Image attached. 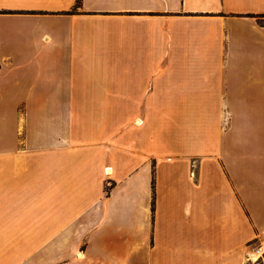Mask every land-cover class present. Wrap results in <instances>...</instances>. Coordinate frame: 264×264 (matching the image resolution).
I'll return each mask as SVG.
<instances>
[{"label": "crops", "instance_id": "0c3cea01", "mask_svg": "<svg viewBox=\"0 0 264 264\" xmlns=\"http://www.w3.org/2000/svg\"><path fill=\"white\" fill-rule=\"evenodd\" d=\"M78 1L0 0V264H250L264 0Z\"/></svg>", "mask_w": 264, "mask_h": 264}, {"label": "rangeland", "instance_id": "374dc122", "mask_svg": "<svg viewBox=\"0 0 264 264\" xmlns=\"http://www.w3.org/2000/svg\"><path fill=\"white\" fill-rule=\"evenodd\" d=\"M241 121L242 123H246L248 121L264 122V113H241ZM247 260H248V257H247Z\"/></svg>", "mask_w": 264, "mask_h": 264}, {"label": "bare ground", "instance_id": "6f19581e", "mask_svg": "<svg viewBox=\"0 0 264 264\" xmlns=\"http://www.w3.org/2000/svg\"><path fill=\"white\" fill-rule=\"evenodd\" d=\"M263 252H264L263 250H260L259 252L251 253L250 255L251 261H254V262L258 261L260 257L262 256Z\"/></svg>", "mask_w": 264, "mask_h": 264}, {"label": "built area", "instance_id": "2783aa9c", "mask_svg": "<svg viewBox=\"0 0 264 264\" xmlns=\"http://www.w3.org/2000/svg\"><path fill=\"white\" fill-rule=\"evenodd\" d=\"M260 250H261V249H258V250H257V251H255V252H259ZM255 252H252V253H255ZM262 256H263V254H262ZM262 256H261V257H262ZM248 260H249V261H248V263H252V264H253V263H254V264H259V263H258V261H256V262H253V261H251V258H250V257H248Z\"/></svg>", "mask_w": 264, "mask_h": 264}, {"label": "trees", "instance_id": "16d2710c", "mask_svg": "<svg viewBox=\"0 0 264 264\" xmlns=\"http://www.w3.org/2000/svg\"><path fill=\"white\" fill-rule=\"evenodd\" d=\"M80 5H81V0L78 1V6H80Z\"/></svg>", "mask_w": 264, "mask_h": 264}]
</instances>
